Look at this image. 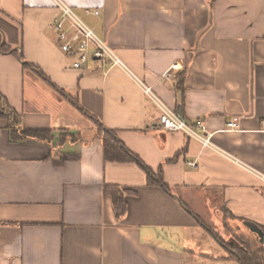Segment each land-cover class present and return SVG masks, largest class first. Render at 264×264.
I'll return each instance as SVG.
<instances>
[{"label": "crops", "instance_id": "obj_1", "mask_svg": "<svg viewBox=\"0 0 264 264\" xmlns=\"http://www.w3.org/2000/svg\"><path fill=\"white\" fill-rule=\"evenodd\" d=\"M62 1L214 147L163 131L122 69H75L52 0H0V94L23 130L52 133L13 142L0 115V264H242L213 227L264 231V181L242 166L264 175V0ZM104 130L169 190L106 161ZM107 185L129 193L121 219Z\"/></svg>", "mask_w": 264, "mask_h": 264}, {"label": "built area", "instance_id": "obj_2", "mask_svg": "<svg viewBox=\"0 0 264 264\" xmlns=\"http://www.w3.org/2000/svg\"><path fill=\"white\" fill-rule=\"evenodd\" d=\"M52 1L59 11V17L50 24V28L56 31L60 50L63 54L73 59V67L75 69H83L86 63L92 59L108 64L112 68L122 69L158 108L160 112L159 127L163 131L182 133L190 139L198 141L204 147H214L211 135L208 134L202 121H198L195 125L187 122L180 113L170 108L149 86L132 74L117 53L82 20L72 7L62 0ZM178 70L179 66L174 65L166 75V78L170 79ZM238 128L237 118L228 124V130L230 131H235ZM238 164L240 163L238 162ZM190 165L192 167L196 166L195 164ZM242 166L264 181L263 174L254 172L245 165Z\"/></svg>", "mask_w": 264, "mask_h": 264}, {"label": "trees", "instance_id": "obj_3", "mask_svg": "<svg viewBox=\"0 0 264 264\" xmlns=\"http://www.w3.org/2000/svg\"><path fill=\"white\" fill-rule=\"evenodd\" d=\"M184 80L177 84V90L181 92L183 103L185 100V86ZM0 115L7 119L8 129L11 134L13 142H21L27 139H34L39 141H52V133L46 131H26L21 128V118L14 111H12L7 104V101L0 94ZM101 137V136H100ZM104 145L105 160L114 163H136L142 167L148 175L149 184L160 186L168 191L169 188L164 183L162 178V171L155 175L139 157L129 151L116 137L112 131L104 130L102 134ZM105 194L112 198L114 212L118 219L125 216L127 212V204L125 196L128 191L122 190L118 186L107 185L105 187ZM231 229V227L229 226ZM234 239L238 245H226L225 248L230 252V258H236L242 264H264V242H261L259 235L253 231L248 230V234L241 233L240 229L232 228ZM263 231V230H262ZM264 232V231H263ZM227 246V247H226Z\"/></svg>", "mask_w": 264, "mask_h": 264}, {"label": "rangeland", "instance_id": "obj_4", "mask_svg": "<svg viewBox=\"0 0 264 264\" xmlns=\"http://www.w3.org/2000/svg\"><path fill=\"white\" fill-rule=\"evenodd\" d=\"M226 217V215H225ZM215 225V224H214ZM230 224H228L227 222L225 223V228H223L222 226H217V227H213V230H215L216 235L219 237V239L226 244V245H231V244H237V241L234 239V233L233 230H231L232 228L234 229V226H230L231 229L229 228ZM209 240L208 244H206V249H208L209 251H211L212 249H214L216 252H221L222 250L220 248H217L215 244H213L212 240L210 239V236L207 237ZM223 244V246H225V244ZM227 247V246H226Z\"/></svg>", "mask_w": 264, "mask_h": 264}, {"label": "water", "instance_id": "obj_5", "mask_svg": "<svg viewBox=\"0 0 264 264\" xmlns=\"http://www.w3.org/2000/svg\"><path fill=\"white\" fill-rule=\"evenodd\" d=\"M250 229L251 231L257 233L259 235V237L261 238V242L263 243L264 242V234L261 230H259L258 228L256 227H253V226H250Z\"/></svg>", "mask_w": 264, "mask_h": 264}]
</instances>
